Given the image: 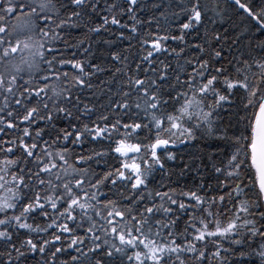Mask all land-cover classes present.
Instances as JSON below:
<instances>
[{
	"label": "snow or ice",
	"instance_id": "snow-or-ice-1",
	"mask_svg": "<svg viewBox=\"0 0 264 264\" xmlns=\"http://www.w3.org/2000/svg\"><path fill=\"white\" fill-rule=\"evenodd\" d=\"M0 264H264V0H0Z\"/></svg>",
	"mask_w": 264,
	"mask_h": 264
}]
</instances>
